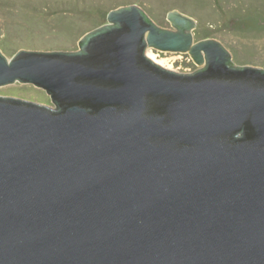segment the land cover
I'll use <instances>...</instances> for the list:
<instances>
[{
  "label": "water",
  "instance_id": "1",
  "mask_svg": "<svg viewBox=\"0 0 264 264\" xmlns=\"http://www.w3.org/2000/svg\"><path fill=\"white\" fill-rule=\"evenodd\" d=\"M76 50H0V264H264V68L136 4ZM188 52L177 72L146 47Z\"/></svg>",
  "mask_w": 264,
  "mask_h": 264
},
{
  "label": "rangeland",
  "instance_id": "2",
  "mask_svg": "<svg viewBox=\"0 0 264 264\" xmlns=\"http://www.w3.org/2000/svg\"><path fill=\"white\" fill-rule=\"evenodd\" d=\"M128 4L140 6L165 28H173L168 11L187 15L195 21L194 41L217 39L231 52L234 64L264 68V30H239L233 24L234 18L242 13L264 15V0H0V50L8 58L21 48L76 50L85 33L107 22L110 9ZM204 30L207 37L201 36ZM145 54L177 72H192L202 66L188 52L148 46ZM0 95L54 106L49 94L33 84L16 81L1 85Z\"/></svg>",
  "mask_w": 264,
  "mask_h": 264
},
{
  "label": "trees",
  "instance_id": "3",
  "mask_svg": "<svg viewBox=\"0 0 264 264\" xmlns=\"http://www.w3.org/2000/svg\"><path fill=\"white\" fill-rule=\"evenodd\" d=\"M240 16V17H239ZM234 18L233 24L237 29H245L247 31H253L256 29L264 30V15L257 13H242ZM201 36L207 37L208 33L204 30V34Z\"/></svg>",
  "mask_w": 264,
  "mask_h": 264
}]
</instances>
